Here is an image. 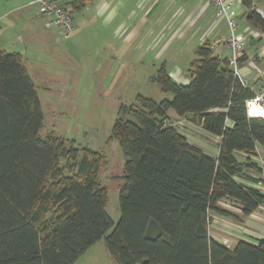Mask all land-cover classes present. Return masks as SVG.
Segmentation results:
<instances>
[{"label":"trees","instance_id":"16d2710c","mask_svg":"<svg viewBox=\"0 0 264 264\" xmlns=\"http://www.w3.org/2000/svg\"><path fill=\"white\" fill-rule=\"evenodd\" d=\"M245 19L264 34L260 14ZM194 56L188 84L164 67L152 78L171 100L137 96L119 107L109 137L125 159L114 224L99 183L105 157L54 132L41 135L44 115L23 59L0 50V264H75L101 240L115 264H264L263 240L229 249L209 234L212 213L232 216L220 201H233L244 215L264 204L260 189L239 181L251 179L246 171L264 176L251 161L264 145V119L247 117L253 91L227 61L208 44ZM170 111L218 137V155L170 126Z\"/></svg>","mask_w":264,"mask_h":264},{"label":"rangeland","instance_id":"374dc122","mask_svg":"<svg viewBox=\"0 0 264 264\" xmlns=\"http://www.w3.org/2000/svg\"><path fill=\"white\" fill-rule=\"evenodd\" d=\"M6 2L0 0V10L5 13ZM260 7L264 8V0ZM73 17H77V13H73ZM6 20L11 21V17ZM6 20L0 23V49L8 53L16 52L12 44L18 43L20 21L12 23L10 32H4ZM103 28L99 22L81 24L74 42L68 47H61L62 51L57 46L42 50L26 42L20 49L28 50V74L36 86L44 115L41 135L54 132L78 149L87 148L105 157L106 164L99 174V183L107 188L106 211L116 224L120 217L117 193L120 181L117 179L123 172L125 159L118 143L109 140L112 126L119 107L134 103L137 96L157 103L172 99L170 94L160 92L152 78L161 66L165 70L170 69L177 60L178 49L174 43L156 55L160 46L152 50H146V46L135 47L133 43L122 47L121 41H113ZM118 35L121 40L122 34ZM117 48L119 50L115 51ZM186 51L184 49L180 54L189 58L191 51ZM178 62L186 68L185 61L179 59ZM184 123V120L182 126L175 123V127H181L180 131L187 130ZM186 134L196 146L206 151L216 149L214 139L196 127ZM95 257L97 260L109 259L115 264L103 240L78 263L93 264Z\"/></svg>","mask_w":264,"mask_h":264},{"label":"crops","instance_id":"0c3cea01","mask_svg":"<svg viewBox=\"0 0 264 264\" xmlns=\"http://www.w3.org/2000/svg\"><path fill=\"white\" fill-rule=\"evenodd\" d=\"M7 1L5 8L7 12L0 10V15L3 13L0 16V23L11 17V21H5L7 25L4 31L10 32L13 27L12 23L20 21L18 25H21V33L18 36V43L12 44L16 52L11 53H18L22 57L27 73L30 67L27 59L28 50L27 48L24 51L20 49L22 44L25 42L34 44L42 50L57 46V49L62 51L60 48L71 45L77 36L78 28L88 21L102 24L103 29L108 32L113 41H121L122 47L133 43L135 47L146 46V50H152L160 46L156 54L159 55L165 48L175 43L178 49L177 60L170 69L165 71L178 84L189 83L188 69L195 59L196 48L208 44L213 55L224 61H227L230 55L226 44L228 37L226 25L215 17L213 7L202 0H58L59 4L71 12L74 21V30L67 38H62L58 30L47 26V19L38 13L36 6L30 4L31 0ZM248 1L264 15V8L260 7L263 0ZM234 8L237 13L239 32L247 30L244 32V57L240 62L241 79L253 92H257L264 85V34L247 23L245 17L248 8L243 5L242 0L240 3H235ZM73 13H77V17L74 18ZM118 33L122 34L121 40ZM184 49L187 53L191 51L189 58L188 55L180 54ZM118 50V48L115 49V51ZM179 59L186 62V68L184 65H179ZM40 65L38 66L41 67ZM168 117L169 123L189 142V136L186 133L189 134V131L195 127L214 139L216 149L213 151H206L190 143L200 148L205 154L212 157L218 155L220 142L218 137L207 134L198 124L192 123L188 118H178L172 111L168 113ZM183 120L186 121L184 127L187 130L180 131L181 127H175V123L182 126ZM238 158L243 160L245 156L239 154ZM251 161L264 167V145L256 147L255 156L251 157ZM244 174L251 179L239 178V181L247 186L260 189L264 194V176L250 171ZM252 180L257 182H252ZM218 206L232 216L220 213L210 215L209 234L213 241L229 249L241 240L253 244L260 240L264 241V204L249 215L242 214L237 204L231 200H222ZM97 244L90 247L83 256L91 252ZM83 256L75 264H80L78 261ZM94 259L93 264H112L109 259L97 260L96 257Z\"/></svg>","mask_w":264,"mask_h":264},{"label":"built area","instance_id":"2783aa9c","mask_svg":"<svg viewBox=\"0 0 264 264\" xmlns=\"http://www.w3.org/2000/svg\"><path fill=\"white\" fill-rule=\"evenodd\" d=\"M211 5L215 12V17L224 22L228 29L226 44L229 48L230 55L227 59L229 68L235 77L247 87V84L241 79L240 62L244 57L245 33L239 32L237 22V13L235 3L241 0H202ZM31 5L36 6L38 13L47 19V26L58 30L62 38H67L74 30V21L70 12L65 9L58 0H31ZM248 12H256L264 18V15L253 6L247 9ZM245 109L248 118L252 117L251 110H264V85L259 91L253 92V96L245 101ZM172 126L171 123H169Z\"/></svg>","mask_w":264,"mask_h":264},{"label":"bare ground","instance_id":"6f19581e","mask_svg":"<svg viewBox=\"0 0 264 264\" xmlns=\"http://www.w3.org/2000/svg\"><path fill=\"white\" fill-rule=\"evenodd\" d=\"M252 117H257V118H262L264 119V110H256L253 109L251 110V114Z\"/></svg>","mask_w":264,"mask_h":264}]
</instances>
